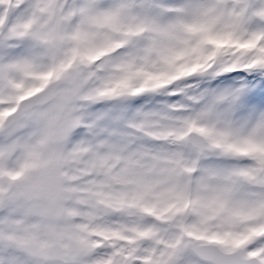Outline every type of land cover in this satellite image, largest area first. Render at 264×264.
<instances>
[{
  "label": "snow or ice",
  "instance_id": "snow-or-ice-1",
  "mask_svg": "<svg viewBox=\"0 0 264 264\" xmlns=\"http://www.w3.org/2000/svg\"><path fill=\"white\" fill-rule=\"evenodd\" d=\"M0 264H264V0H0Z\"/></svg>",
  "mask_w": 264,
  "mask_h": 264
}]
</instances>
